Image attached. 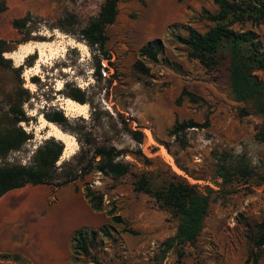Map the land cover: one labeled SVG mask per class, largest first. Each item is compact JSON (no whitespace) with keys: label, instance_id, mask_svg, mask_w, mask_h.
Listing matches in <instances>:
<instances>
[{"label":"rangeland","instance_id":"rangeland-1","mask_svg":"<svg viewBox=\"0 0 264 264\" xmlns=\"http://www.w3.org/2000/svg\"><path fill=\"white\" fill-rule=\"evenodd\" d=\"M29 1L35 10L24 11L25 0H16L0 12V39L11 49L3 52L11 66H0V118L29 95L22 104L29 120L18 125L32 138L0 161H28L32 150L51 136L49 127H43V112L59 109L67 123L55 124L72 136L68 143L63 140L61 160L77 152V136L89 132L97 142L120 149L118 159L129 163L130 172L112 178L94 170L61 186L26 185L5 193L0 198L28 201L20 210L0 207V255L22 257L18 262L0 256V264H264L263 250L254 247L257 224L264 217V144L254 134L264 118L234 100L226 62L205 68L189 57L188 47L174 35H186V27L206 31L212 23L199 15L203 8L216 11L214 0H119L116 19L105 29L106 75L102 64L100 73L94 72L98 51L80 33L103 0ZM19 7L20 11H13ZM27 12L31 22L21 34L12 20ZM68 13L77 20L68 26L72 32L49 29ZM243 29L264 44V23H246ZM24 38L29 40L23 42ZM155 38L163 48L152 61L139 49ZM25 43L38 44L46 53L35 50L28 54L31 58L21 60ZM137 59L149 67L148 75L134 70ZM257 73L264 80V72ZM75 86L86 91L89 101L85 110L69 113L65 103L70 97L65 92ZM183 89L196 99L181 94ZM190 119L199 126L171 134L176 121ZM220 164L229 168L231 177L224 185L217 174ZM242 167L247 173L240 171ZM142 173L155 184L176 175L200 189L212 188L199 236L194 244L181 247V258L178 246L165 250L163 245L174 234L178 219L153 197L134 189L133 182ZM85 187L101 195L100 210L91 208ZM112 216L119 220L112 221ZM104 224L110 227L109 235L100 234L89 247L90 254L73 261L72 232L80 226L97 229ZM256 253L259 257L254 261Z\"/></svg>","mask_w":264,"mask_h":264},{"label":"trees","instance_id":"trees-1","mask_svg":"<svg viewBox=\"0 0 264 264\" xmlns=\"http://www.w3.org/2000/svg\"><path fill=\"white\" fill-rule=\"evenodd\" d=\"M119 0H103L98 13L80 29L81 38L95 51L94 72L100 73L101 58L108 60L109 53L106 49L108 35L106 27L112 24L118 13ZM217 10L212 12L203 8L200 18L212 23L204 32L193 27H186V35L176 32L174 35L180 43L188 47V55L197 59L205 68L213 69L219 64L226 62L228 70L229 88L235 101L248 104L250 108L264 118V80L258 75V71L264 72V44L257 39V36L250 30H244L243 26L250 23L257 26L264 23V0H214ZM5 0H0V12L6 10ZM31 22V14L14 18L12 25L21 33ZM77 24L76 16L73 13L66 14L58 20L56 25L49 29L59 28L65 32H72L68 26ZM238 25V27H236ZM29 38L22 39L23 42ZM163 44L159 38L146 42L140 49L139 54L152 61L157 60ZM5 40L0 39V66H11V59L3 56V52L9 51ZM31 58L32 55H28ZM101 57V58H100ZM33 60H29L31 65ZM173 64V63H171ZM175 65V64H173ZM22 69V67H20ZM135 71L148 75L149 67L141 59L133 63ZM33 80H39L32 78ZM181 94H186L193 100L195 95L183 89ZM17 96L20 91L17 90ZM65 96L78 101L88 102L86 91L80 87H72ZM20 100L17 104L11 105L4 118H0V159H4L12 151H18L32 138V133L23 129L19 122H28L29 118L24 111L22 104L28 100ZM242 113L247 114L248 109L242 108ZM43 116L51 122L63 126L67 119L61 110L43 112ZM193 120L176 121L170 130L172 135H177L186 128L198 127ZM135 135H141L135 132ZM254 137L264 144V122L254 134ZM140 141L141 138L137 137ZM79 149L68 159L61 160L65 148V142L54 136L43 139L33 150L28 161H0V197L10 190L22 188L26 185L48 184L61 186L82 178L96 170L112 178L125 175L130 172V165L118 159L121 150L112 144L99 143L89 132L77 136ZM242 173H247V168L242 167ZM217 174L221 178L220 184H226L230 180L229 168L220 164ZM135 191L144 192L155 199L159 207L166 208L178 219L174 234L163 241L164 249L178 246L177 256L181 258L184 251L181 248L185 244H194L203 226V221L208 212L210 194L212 188L208 185L200 189L197 185L189 183L184 178L176 175L172 178L163 177L162 181L155 184L151 176L142 173L136 176L133 182ZM84 197L94 210L101 209V195L89 187H85ZM112 221H118V216H112ZM257 236L254 247L264 252V217L257 224ZM110 227L106 224L99 228L80 226L72 232L71 250L72 260L80 254L89 255V247L101 234L109 235ZM162 249V253L165 250ZM163 255V254H162ZM160 257H163V256ZM3 259L21 261L19 254L1 253ZM259 253L254 255V261Z\"/></svg>","mask_w":264,"mask_h":264},{"label":"bare ground","instance_id":"bare-ground-1","mask_svg":"<svg viewBox=\"0 0 264 264\" xmlns=\"http://www.w3.org/2000/svg\"><path fill=\"white\" fill-rule=\"evenodd\" d=\"M21 49H23V51H22L23 55H21V60H22V58H24L25 56H27L28 54L32 53L35 50H39L42 55H44L46 53L42 46H40L38 44H33V43L32 44L31 43L22 44ZM12 53H17V52L14 51ZM65 104H66L65 109L69 113H73L77 110H85L87 107V104L79 103V102H77L71 98H67V101ZM42 124H43V127H49V135L56 136L57 138L64 140L66 143H68V141H71V139H70V137L72 138L71 135H69L65 131L61 130L54 122L48 121L44 116H42ZM27 201H28V199L27 200L10 201L9 207L10 208H11V206H12V208L13 207H19V206L21 207V204L24 202L27 203ZM30 201H32V200H30ZM29 205H30V203H29ZM23 206H25V204ZM30 207H32V206H30ZM17 209L20 210V208H17ZM21 209H22V207H21Z\"/></svg>","mask_w":264,"mask_h":264},{"label":"crops","instance_id":"crops-1","mask_svg":"<svg viewBox=\"0 0 264 264\" xmlns=\"http://www.w3.org/2000/svg\"><path fill=\"white\" fill-rule=\"evenodd\" d=\"M10 2L11 3H16V0H7V6H9L10 5ZM18 3V2H17ZM24 11H29V10H31V11H33V10H35L34 8H33V6L31 5V3H30V1L29 0H25V2H24ZM21 10V7H19V8H16V9H14L13 11H20ZM10 201H14V200H11V199H8V197L7 196H5V197H3V198H0V207H3V208H5V209H7V210H17V208L18 207H13L12 208V206H11V208L9 207L10 205ZM20 207V206H19ZM21 208V207H20ZM76 213H77V215H79V216H83V218H84V215L83 214H80L78 211H75ZM82 219V218H81ZM80 218H78V220H81ZM78 220H75V221H78ZM74 222V221H73ZM56 240H57V238H56ZM60 243H61V240L59 239L58 241H57V243H56V245H57V247H59L60 246Z\"/></svg>","mask_w":264,"mask_h":264},{"label":"built area","instance_id":"built-area-1","mask_svg":"<svg viewBox=\"0 0 264 264\" xmlns=\"http://www.w3.org/2000/svg\"><path fill=\"white\" fill-rule=\"evenodd\" d=\"M101 64H102V68H101L102 73L103 75H106L107 71L105 68L108 67V61H106V59H102Z\"/></svg>","mask_w":264,"mask_h":264}]
</instances>
